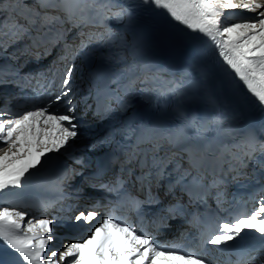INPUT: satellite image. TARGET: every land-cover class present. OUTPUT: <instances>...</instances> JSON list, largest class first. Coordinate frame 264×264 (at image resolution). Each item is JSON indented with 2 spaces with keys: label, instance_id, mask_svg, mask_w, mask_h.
I'll return each mask as SVG.
<instances>
[{
  "label": "snow or ice",
  "instance_id": "snow-or-ice-1",
  "mask_svg": "<svg viewBox=\"0 0 264 264\" xmlns=\"http://www.w3.org/2000/svg\"><path fill=\"white\" fill-rule=\"evenodd\" d=\"M141 3L163 10L187 30L188 39L206 38L226 66L235 94L264 114V0ZM129 8L115 0H0V60L4 61L0 88L12 85L24 93L33 81L39 85L27 101L20 96L14 103L11 94L5 93L0 103V194L7 196L13 189L19 190L13 195L29 189L43 193L21 201L0 198V247L15 254L3 264H210L205 255L209 246L221 254L235 255L226 264H264V124L259 129L248 126L235 111L225 113L215 97L208 99L216 109L212 116L185 113L172 127L129 116L140 78L128 74L140 64L134 55L127 59L124 53L134 49L106 23H120L125 17L130 22ZM237 11L254 15H231ZM15 45L21 47L10 54L8 50ZM89 45L115 46L121 51L118 57L101 55L100 65H96L95 55L89 57L92 67L86 77V95L91 104L83 95L79 101L75 99L83 91L77 87L76 60ZM57 49L46 67L29 68ZM21 56L27 57L22 63ZM113 59L124 67L112 66ZM184 89L185 83L174 82L178 100L186 94ZM87 111H93L98 122L117 119L119 123L77 146L72 141L81 135L79 122ZM147 129L152 130L151 135L146 134ZM205 134L215 135L221 145L225 137L232 143L214 148ZM54 153L74 166L48 175L41 166ZM177 155L181 159L186 155L187 167ZM249 163L255 165L251 174L245 171ZM113 168L118 170L105 179ZM88 169L94 170L86 174ZM209 173L212 181L205 185L202 178ZM42 175L47 179L33 183L34 177ZM228 176L237 183L243 178L260 185L251 197H260L254 207L248 209L235 196L229 207H222L225 193L221 186ZM77 177L82 183L69 191L70 182ZM87 189L115 194V205L109 209L101 197L79 208ZM212 189H217L216 209L206 207L188 221L198 227L197 237L189 241L181 232L175 240L157 239L170 229L169 221L188 215L186 208L193 201L206 204ZM185 193L188 205L181 203ZM123 206L135 209L142 223L150 216L153 230L137 228L127 217L117 215ZM50 211L52 216L44 215ZM65 212L71 215H62ZM84 226L88 227L78 239L61 248L50 247L59 229Z\"/></svg>",
  "mask_w": 264,
  "mask_h": 264
},
{
  "label": "bare ground",
  "instance_id": "bare-ground-1",
  "mask_svg": "<svg viewBox=\"0 0 264 264\" xmlns=\"http://www.w3.org/2000/svg\"><path fill=\"white\" fill-rule=\"evenodd\" d=\"M28 2L31 3L32 0H28ZM115 2L120 3V4H124L125 6H130L129 11L131 12L132 19L129 22L128 18L125 17V20L122 23H116L113 21H107L106 23H107L109 28H111L112 30L115 29L114 32H117L120 36L123 37V39L129 45V48L131 45L130 35L134 30L147 32L149 35L152 36L153 39L159 41L160 35L162 34V30L164 29L162 26V22H163L164 18L166 17V13L163 10L149 8V6L143 5L141 3V0H115ZM231 15L253 16L254 14L253 13L248 14L247 12L237 11L236 13H231ZM226 22H231V21H226ZM184 31L187 32L186 29H184ZM190 35H192V34H190ZM193 35L196 36V34H193ZM70 37H69V39L71 40L73 36H70ZM184 39L185 40L186 39L191 40V39H188L186 35L184 36ZM202 43L204 46H206V48L210 47L209 46L210 42H207V44H206V41L202 40ZM18 47H21V45H15L13 48H10L8 50L9 53L11 54ZM102 48H97L96 45H89V47L87 49H85L86 52L84 51L85 53L84 54L82 53L83 55H81L76 61V65H77L76 77L78 78L77 87H79L80 89H83V91H81L80 93H78L76 95V97H75L76 101H79L80 97L83 95L85 97V99H88V102L90 104L92 103L91 98L87 97V95H86L87 87H88V81H87L86 77L88 75L89 68L92 67V65H90L88 63V59H89V57L95 55L97 57L95 63H96V65H100L101 60L99 59V57L102 55L103 57L107 58V56L104 54V51ZM110 51H111V53L114 54L115 57H118L121 54L120 49L117 47H112L110 49ZM17 55H19V53H17ZM124 55L127 56V59L129 61L131 60V58L128 57V52H125ZM25 59H26L25 56H21L20 62L22 63ZM3 62L4 61L0 60V64H2ZM44 62H45V59L42 60L39 63V65H42L41 63L44 64ZM105 63H109V61L106 60ZM110 63L112 66H115V67H119V68L124 67L123 63L117 64L115 59H113ZM39 65L33 63V64L29 65V68H37ZM28 70L29 69H24L25 72H27ZM143 71H145L143 68V65L140 64V66L137 68V70L134 73H130L128 75L130 77L131 76L140 77V74H142ZM148 75H150V74L148 73ZM157 78L158 77L156 75L155 76L150 75L147 77V82L153 83L151 86L154 89V93L155 92L158 93V92L164 90L165 88L169 87L168 83L170 82V80L175 81L174 79L173 80L170 79L169 81L167 80L165 82H162V81H158ZM30 86L31 85H28L26 87L24 93H21L17 88H15L12 85H9L6 89L0 88V103L4 102V99H5L4 94L5 93L11 94V97H12L14 103L16 102L17 97H20V96L24 97L25 101H27L29 98L34 96V94H28ZM143 94H144V92H143ZM25 106L30 107L31 104L26 103ZM93 110H95L94 107H93ZM78 111H80L79 107H78ZM131 111H133L132 105L129 109V113H131ZM79 123L81 124V127L79 129L81 135L75 141H72V143L77 145V146L82 144V143L91 142L97 136L103 135L106 132H108L110 129L117 127L119 121L117 119H112V120H104L102 122H98L96 120V118L93 116V111H87V114L83 117V119ZM58 158H60V160H62V161L69 162L71 166H74L72 164V161L67 160L66 157L63 156L62 154L54 153V154H49V156L44 158L45 160L48 161V164L42 165L41 167L45 171L51 169L52 166L54 164H56V161L58 160ZM177 159L180 160L181 157L177 155ZM180 161L184 167H187V165L185 164V162L183 160H180ZM89 170L90 169L86 170V173L89 172ZM240 181L243 183L246 182L243 179H240ZM249 184H251V182H249ZM53 214L54 213H44V215H46V216H52ZM33 215H37V214H33ZM62 215H71V213L65 212V213H62ZM64 232L66 233L67 236H68V234H69V236H71V228H62V229L58 230V234H60V235H62V233H64ZM70 241H72V240H70ZM64 244H66V242ZM60 245H61V247L63 246V244L60 242L58 243L55 241L53 243V247H56V248H58Z\"/></svg>",
  "mask_w": 264,
  "mask_h": 264
},
{
  "label": "rangeland",
  "instance_id": "rangeland-1",
  "mask_svg": "<svg viewBox=\"0 0 264 264\" xmlns=\"http://www.w3.org/2000/svg\"><path fill=\"white\" fill-rule=\"evenodd\" d=\"M248 14H250V13H248ZM125 20V19H124ZM123 20V21H124ZM122 21V22H123ZM114 22V21H113ZM122 22H120V23H122ZM112 47H115V46H106V47H103L102 49H103V51H104V54L107 56V57H115L114 56V54L113 53H111V51H110V49L112 48ZM27 59V58H26ZM143 83V86H144V84L146 85V87L145 88H143V89H145L144 90V92H145V97L147 98V99H149L150 97H151V95L154 93V89L152 88V83L151 82H148V84H147V82H146V79L145 78H142L141 80H140V86H141V84ZM143 86H141V87H143Z\"/></svg>",
  "mask_w": 264,
  "mask_h": 264
}]
</instances>
